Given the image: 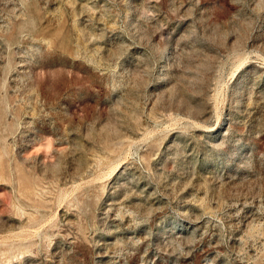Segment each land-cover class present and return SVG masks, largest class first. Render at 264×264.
Listing matches in <instances>:
<instances>
[{"label":"rangeland","instance_id":"rangeland-1","mask_svg":"<svg viewBox=\"0 0 264 264\" xmlns=\"http://www.w3.org/2000/svg\"><path fill=\"white\" fill-rule=\"evenodd\" d=\"M0 264H264V0H0Z\"/></svg>","mask_w":264,"mask_h":264}]
</instances>
